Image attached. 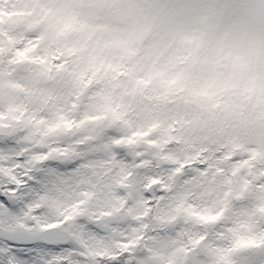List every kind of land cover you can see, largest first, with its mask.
Returning a JSON list of instances; mask_svg holds the SVG:
<instances>
[{
  "label": "rangeland",
  "instance_id": "rangeland-1",
  "mask_svg": "<svg viewBox=\"0 0 264 264\" xmlns=\"http://www.w3.org/2000/svg\"><path fill=\"white\" fill-rule=\"evenodd\" d=\"M188 2L0 0V46L6 49L0 54V111L8 115L10 107L24 110L20 124L4 121L11 125L6 135L18 136L31 151L74 149L75 164H81L79 175L67 178L60 199L63 207L86 200L82 206L86 217L78 220L82 227L73 232L76 246L85 255L72 254L67 264H111L109 257L124 251L123 241H132L135 247L133 258L121 257V264H184L193 253L186 255L179 249L190 247L189 238L201 235L206 240L196 249L197 259L214 264L231 246L230 230L238 234L264 231V214L258 211L264 205V45L249 43L241 54L240 38L225 34L214 47L208 46L206 34L186 30L178 22ZM167 3L179 6L163 9L167 26H159L160 16L145 15V5ZM45 8L78 15L84 23L83 29L58 42L38 46L34 55L56 48L65 51L66 70L51 80L35 75L38 65L25 64L12 71L7 64L14 51L9 50V38L16 47H23L42 33ZM68 49L75 51L70 54ZM138 80L146 83L137 84ZM10 83L19 87L12 89ZM105 97L113 107L120 105L119 121L109 118L69 133L46 134V124L61 115L75 121L102 115ZM73 103L78 107L73 108ZM30 117L46 123H29ZM237 128L251 134H233ZM77 136L85 141L81 147L76 145ZM116 137L135 142L114 145L111 140ZM16 155L23 152L0 155V161ZM52 166L63 172L75 165L57 162ZM154 178L161 184L150 197L145 196ZM82 191L91 194L82 197ZM149 199H153L151 205ZM225 201L224 215L213 224L196 221L183 210L190 205L201 212L219 211ZM103 212L112 215L102 216ZM41 213L54 217L57 205ZM99 249L105 250L103 259L91 254ZM228 256L232 264H246V259L255 262L258 253Z\"/></svg>",
  "mask_w": 264,
  "mask_h": 264
},
{
  "label": "snow or ice",
  "instance_id": "snow-or-ice-1",
  "mask_svg": "<svg viewBox=\"0 0 264 264\" xmlns=\"http://www.w3.org/2000/svg\"><path fill=\"white\" fill-rule=\"evenodd\" d=\"M234 0H210L207 10L213 15H221L229 8L233 7ZM178 8L179 6H174ZM173 8V7H172ZM167 9V8H166ZM165 9V10H166ZM259 11H264V0H258ZM43 23L46 25L44 31L32 37L23 47H16L15 42L9 38V50L14 49L7 59V64L13 66L12 71L25 64L38 65L35 75L43 79H55L57 74L66 70V64L62 60L65 51L56 48L49 50L46 55H34L41 42H58L68 33L78 29H83L84 23L78 15L71 14L67 11H58L56 9L45 8ZM159 26H167L168 21L161 18L158 21ZM35 41L34 43L32 41ZM6 51L0 46V54ZM70 54L74 49L67 50ZM55 70V72L53 71ZM11 75V72L9 73ZM81 81L80 76H76ZM2 76V74H0ZM91 83L89 79L85 82V87ZM146 83L138 80L137 84ZM10 88L19 87L16 83H10ZM102 115H86L79 121L68 120L61 115L53 122L46 124V134L72 132L74 129L83 127L86 123L107 121L109 118L119 121L121 113L120 105L112 106L107 97L103 98ZM77 108L76 103L72 104ZM19 112L20 115H15ZM24 118V110L19 107H10L8 115L0 111V155H11L17 151H22L23 155H16L13 159L0 161V264H67L72 254L84 256V252L76 246L73 239V232L76 227H82L78 220L86 217L87 209L82 206L86 204L85 199H77L67 207L62 206L61 196L67 178H75L81 172V164H75L73 159L78 155L74 149L65 146L49 148L46 151H31L24 147L18 136H7V129L11 128L10 124H5V120H12L20 124ZM29 123L45 124V120H36L35 117L28 118ZM147 133H134L133 136L144 137ZM103 138V137H101ZM9 140L12 143H9ZM133 139L112 138L111 143L114 145L132 144ZM149 143H153L149 141ZM85 144L82 137L77 136L76 145L81 147ZM257 153H252L255 159ZM225 159H231L230 156ZM73 163V168L60 171L59 168L53 167L54 163ZM247 164V161H244ZM184 165H181L183 167ZM241 167L243 165H240ZM177 173L181 171L178 167ZM43 172V175L36 173ZM235 174V171L233 172ZM161 184L158 179H152L146 186L149 191L144 195L150 197L152 189ZM247 184L245 185V187ZM163 192V190H162ZM89 191H82V197L90 196ZM228 195L227 193L225 194ZM53 204L57 205L58 215L43 216L41 209L52 208ZM149 205L151 200L149 199ZM228 203L225 201L224 208L219 211L201 212L193 210L192 206L184 208V212L196 221L203 224H213L218 222L224 215ZM179 211V209H178ZM258 211L264 214V205L259 207ZM102 216H111V212H103ZM89 222H93L89 218ZM233 234L231 246L219 255L214 264H232L228 254L241 251H251L258 253L256 261L246 259V264H264V231L249 232L248 234H238L236 230H230ZM140 238H137V241ZM206 240V236L201 235L196 239L189 238L188 245L182 246L179 251L193 253L189 258L190 264H202L196 255V249ZM120 247L124 251L113 253L109 259L111 264H121V257L125 260L132 259V249L135 243L132 241H123ZM125 252L128 254L125 257ZM86 264V261H85ZM140 264V262H137ZM168 264H172L171 261Z\"/></svg>",
  "mask_w": 264,
  "mask_h": 264
},
{
  "label": "clouds",
  "instance_id": "clouds-1",
  "mask_svg": "<svg viewBox=\"0 0 264 264\" xmlns=\"http://www.w3.org/2000/svg\"><path fill=\"white\" fill-rule=\"evenodd\" d=\"M210 0H189L186 5V12L178 18L186 30L195 29L197 34H206L205 42L208 46L214 47L218 40L225 34L235 35L243 42L240 48L241 54L247 51V45L252 42H259L264 45V11H259L258 0H234L233 7L221 15H213L207 10ZM174 7L172 3L147 4L145 15L148 17L160 16L164 18L166 12L163 9ZM229 51H232L229 49ZM102 123L101 121H97ZM233 134L245 136L251 134L249 130L233 129ZM261 132H264V124L261 125ZM179 209V206H178ZM196 210V209H193ZM198 211V210H197ZM209 210H205L207 212ZM93 255L105 256V250H94Z\"/></svg>",
  "mask_w": 264,
  "mask_h": 264
},
{
  "label": "water",
  "instance_id": "water-1",
  "mask_svg": "<svg viewBox=\"0 0 264 264\" xmlns=\"http://www.w3.org/2000/svg\"><path fill=\"white\" fill-rule=\"evenodd\" d=\"M149 191V189L147 188V192ZM153 201V199L151 200V202ZM72 264H81V263H78V262H73ZM185 264H190V259H187L185 261ZM236 264H241V263H236Z\"/></svg>",
  "mask_w": 264,
  "mask_h": 264
},
{
  "label": "trees",
  "instance_id": "trees-1",
  "mask_svg": "<svg viewBox=\"0 0 264 264\" xmlns=\"http://www.w3.org/2000/svg\"><path fill=\"white\" fill-rule=\"evenodd\" d=\"M66 61H69V59L67 58V59H66ZM10 137H12V136H10ZM9 142H10V143H12V141H11V140H9ZM0 147H2V146H0Z\"/></svg>",
  "mask_w": 264,
  "mask_h": 264
}]
</instances>
